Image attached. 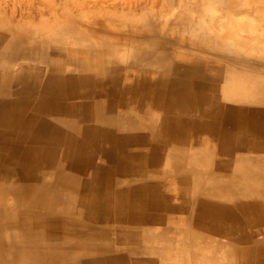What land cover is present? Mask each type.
Wrapping results in <instances>:
<instances>
[{
	"label": "bare ground",
	"instance_id": "bare-ground-1",
	"mask_svg": "<svg viewBox=\"0 0 264 264\" xmlns=\"http://www.w3.org/2000/svg\"><path fill=\"white\" fill-rule=\"evenodd\" d=\"M122 1L126 8L140 3ZM262 1L247 0L239 13L256 12ZM215 2L150 0L147 13L166 16L169 9H176L164 22L156 21L154 14L136 20H129L125 13L111 14L99 0H0V264H155L153 257L169 264L176 260L175 249L159 243L176 246L178 242H167L166 237L181 236L196 244L189 224L191 208L195 210L194 200L190 202L193 197L206 196L213 205H226L234 198L237 183H258L255 167L243 171L244 179L243 173L237 177L229 173L231 166L241 165V158L213 161L208 154L203 157L205 167H188L185 148L179 146L185 135L182 126L203 124L182 114L201 105L197 99L187 107L184 99L177 102L173 95L147 93L146 84L135 85L130 77L132 70L156 75L180 70L177 74L184 78L242 74L215 40L171 45L159 30L185 22L193 26L196 20H200L197 27H205L203 34L212 30L209 27H230L234 44L243 47L252 40L259 52L255 58L264 61V18L257 16L255 24L232 14L225 16L226 23L215 25L209 18ZM46 16L59 24L54 37L13 28L47 27ZM4 22H8L3 26L6 29L1 28ZM239 31L249 36L239 38ZM128 32H152L156 40L144 44ZM88 37L110 40L99 51L103 58L79 63L65 42ZM116 46H122L118 57ZM262 76L254 78L261 86L264 71ZM223 95L224 101L235 103L231 109L248 111L243 105L248 99ZM247 113V120L255 119L254 113ZM237 117L241 124V116ZM249 122L252 130L260 124L264 127V120ZM123 132L128 133L127 147L119 150L112 143L123 139ZM163 155L167 166L158 160ZM254 162L261 163V159ZM170 185L175 195L186 197L183 212L166 205L171 226L153 236L141 235V228L131 225L139 224L149 208L164 205L161 192ZM258 189L264 195L263 184ZM246 208L243 205L240 214L237 209L231 214V228H239L232 233L243 240ZM124 216L128 225L118 222ZM242 252H246L244 264H264V250L245 248ZM253 252L255 257H251Z\"/></svg>",
	"mask_w": 264,
	"mask_h": 264
},
{
	"label": "rangeland",
	"instance_id": "rangeland-1",
	"mask_svg": "<svg viewBox=\"0 0 264 264\" xmlns=\"http://www.w3.org/2000/svg\"><path fill=\"white\" fill-rule=\"evenodd\" d=\"M150 0H140V3L132 8H126L122 0H99L106 8L111 11V14L116 12L121 15L122 13L128 14L129 20H136L135 18L142 15L154 14L156 21H167L174 14L171 13L176 9H169V12L165 15L157 13H147L149 10ZM247 4V0H216L215 6L209 18L215 23L220 25V22H227L225 16L234 14L239 15L238 19L251 22L252 20L256 24L259 20L264 18V0L261 3L260 8L256 12L242 15L239 13L241 8ZM172 16H171V15ZM170 16V18H169ZM258 16V17H257ZM45 17V16H43ZM50 16H46V21H50ZM166 17V18H164ZM165 19V20H164ZM209 19V21H211ZM196 20L193 26L185 22L181 26L172 27L170 29L160 28V32L163 37L171 45L178 41H187L189 43L202 45L207 44L210 40H215L216 46L218 43L222 44L227 53L228 62L240 69L242 74L239 76L228 75L227 77H221L216 79L213 76L206 75L202 78H184V75L176 73H167L164 75H156L154 72L149 70H132L131 80L134 84L137 83L146 84L145 89L147 93H152L156 96L164 94L167 98L169 95L179 102L181 99L186 101V106L189 105L190 101L197 99L201 107H197L192 110L188 115L187 111H184L183 116H190L189 118L197 120L198 124L203 126H196L194 123H188L187 128L182 126V132L185 135L180 137L179 146L185 148L184 156L187 159L186 164L188 167L201 168L205 167L203 157L209 154V157L213 161L221 160H234L241 158V165H236L234 168H229V173L237 177V174H242L244 179L247 169L255 167L259 171L258 183L256 185L246 184L243 181L241 184H236L234 198L231 203L222 205H213L210 198L193 197L190 201L193 203L195 210L193 212L191 208V218L189 219L190 228L194 235L197 237L196 244L192 243L189 239L177 236V237H166L165 241L178 242L176 246H169L166 243H159L160 246L165 249H175L176 260H171L169 264H244V258L246 252L245 248L262 249L264 250V195L258 192L260 184H263L264 188V127L260 124L256 129L252 130L253 124L249 121L257 124V121L264 120V85L261 86L254 82V78H261L264 71V61L255 58L259 53L255 47V43L252 40H248L245 46L240 47L233 43L229 38L230 27H209L210 32L203 34L202 28L197 27ZM252 21V22H253ZM257 21V22H256ZM230 22V21H229ZM8 22H4L1 28H5ZM117 23H122L117 20ZM37 25L31 27L18 26L13 27L14 30H24L31 35L39 36H50L54 37L59 29V24H55L53 21L49 22L47 27L38 28ZM36 27V28H33ZM12 30L13 28L10 27ZM6 29V28H5ZM199 33L201 36H198ZM134 38L142 40L143 43L148 44L155 39V35L152 32L144 33H129ZM239 38H246L249 36L247 31H239L237 33ZM110 40V39H109ZM105 37L103 39H90L89 37L85 41L67 40L66 45L70 46L74 57L79 63L90 64L94 61L93 57L103 58L99 55V51L104 49L103 44L109 41ZM199 41L197 43L196 41ZM122 46L115 47V55L118 57V49ZM241 49L244 53H242ZM213 50V49H211ZM216 53L215 50H213ZM164 54H167L164 52ZM253 54V55H252ZM121 63H126L120 60ZM263 70V71H262ZM185 71V70H182ZM254 71V72H253ZM163 84V86L160 85ZM187 88V89H186ZM164 89L165 91H163ZM227 93L229 97L239 99L243 97L248 99L244 102L245 108L253 114L255 119L247 120L248 111L242 110V113L236 112L237 110L231 109L230 105H235L234 102L224 101L223 93ZM162 93V94H161ZM213 100V101H212ZM216 100V101H215ZM252 100L254 102H252ZM212 101V102H211ZM235 101V100H232ZM219 103L220 106H213L208 108L207 104ZM195 106V105H191ZM188 107V106H187ZM187 109V108H186ZM237 115L241 116V124H239ZM244 119V120H243ZM202 123V124H201ZM259 124V123H258ZM124 138H117L113 141V145L121 150L127 147L125 141V132L122 133ZM119 155L126 154L119 152ZM260 158L261 163L254 162V159ZM252 159V160H251ZM161 162V166H167L166 156L158 157ZM245 163L246 165H243ZM261 187V186H260ZM174 186L170 185L168 188L162 190L164 195V205L161 208H149L145 217L140 221L139 224L131 225L132 227L141 228L143 233L141 235H155L159 231L167 229L168 220L171 218L170 212L166 210V205L173 207V210L180 214L183 212V205L187 202L186 197L181 194L175 195ZM262 188V187H261ZM145 189L143 190L144 193ZM245 205L247 208V219L248 222L242 227L245 233L244 239H240L233 231L237 233L239 228L233 230L232 224V213L235 209L238 210V214L241 213L242 206ZM229 206L224 211L222 208ZM262 213L260 222L259 215ZM190 210L188 211V215ZM231 217H227V215ZM119 223L128 225V218L125 216L123 219L118 221ZM261 238V243H257L256 239ZM194 245V247H192ZM256 252L251 253V257L256 256ZM135 259H141V255H135ZM208 258V260H206ZM143 259V258H142ZM141 259V260H142ZM155 264H164L161 257H153ZM204 260V261H203ZM203 261V263L201 262ZM198 262V263H197Z\"/></svg>",
	"mask_w": 264,
	"mask_h": 264
}]
</instances>
